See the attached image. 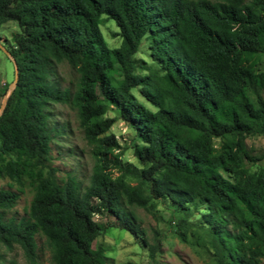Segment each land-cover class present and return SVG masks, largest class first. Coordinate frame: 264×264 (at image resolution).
<instances>
[{
	"label": "trees",
	"instance_id": "1",
	"mask_svg": "<svg viewBox=\"0 0 264 264\" xmlns=\"http://www.w3.org/2000/svg\"><path fill=\"white\" fill-rule=\"evenodd\" d=\"M103 16L118 29L117 48L103 37ZM7 22L17 77L0 112V178H27L33 196L15 219L7 214L18 194L0 188V248L18 246L36 264L40 233L52 264H108L94 244L100 233L113 226L137 237L129 207L166 199L174 212L198 213L218 264H264V169L244 165L255 160L246 138L264 136V0H0V27ZM144 39L157 67L140 75ZM62 61L79 75L72 92L53 79ZM54 103L76 110L91 145L85 186L72 175L57 182L48 163ZM109 108L131 129L139 167L113 153ZM156 235L142 239L151 260Z\"/></svg>",
	"mask_w": 264,
	"mask_h": 264
},
{
	"label": "rangeland",
	"instance_id": "2",
	"mask_svg": "<svg viewBox=\"0 0 264 264\" xmlns=\"http://www.w3.org/2000/svg\"><path fill=\"white\" fill-rule=\"evenodd\" d=\"M100 29L110 48H117L120 37L115 23L103 16ZM16 30L13 22H7L0 27V108L12 89L14 79V64L8 55V48L12 45L11 34ZM147 40H143L139 50L134 54L136 63L135 72L144 75L157 67L147 53ZM256 68L264 72V53L256 58ZM53 79L59 87H67L74 91L78 81V73L66 62L62 61L54 66ZM119 78V73L114 75ZM133 93L140 102H144L142 96L135 89ZM264 97V90L261 91ZM50 123L55 128L50 141V158L48 163L55 168V178L61 183L67 175L77 178L82 186L87 185L94 159L91 154V145L84 138L83 130L79 126L76 110L69 104L54 103L48 106ZM104 118L111 120L107 134L114 137L118 148L114 149L122 163H128L139 167V163L132 155V131L121 120L114 109H107ZM248 153L255 158L253 161H244L249 171L264 169V136H252L245 140ZM126 179L135 182L132 175H126ZM0 188L10 189L18 194V199L8 212V216L15 219L25 217L33 196V188L27 178H23L21 184L0 178ZM129 209L135 215V222L141 232L134 237L129 232L118 227H106L95 240L94 244H100L104 249V255L108 264H218L210 246L204 236L201 227L198 226V213L191 211L184 213L174 212L168 200L152 199L151 207L130 206ZM178 215L186 217L187 223L181 225ZM180 232L185 233L181 239ZM157 233L159 249L151 260L147 255V246L142 239L153 243V236ZM37 243L36 264H52L50 252L44 243V237L38 233L35 236ZM2 261L0 264H25L22 251L18 246L12 250L0 248Z\"/></svg>",
	"mask_w": 264,
	"mask_h": 264
},
{
	"label": "water",
	"instance_id": "3",
	"mask_svg": "<svg viewBox=\"0 0 264 264\" xmlns=\"http://www.w3.org/2000/svg\"><path fill=\"white\" fill-rule=\"evenodd\" d=\"M8 52V51H7ZM8 55H9V53H8ZM9 57L12 59V57L9 55ZM12 61H13V59H12ZM14 62V61H13ZM14 69H15V72H14V79H13V82H12V85L14 86V84H15V82H16V77H17V71H16V67H15V65H14ZM2 107H3V105L1 106V108H0V112H1V110H2Z\"/></svg>",
	"mask_w": 264,
	"mask_h": 264
}]
</instances>
